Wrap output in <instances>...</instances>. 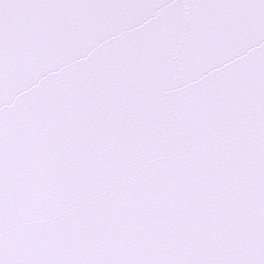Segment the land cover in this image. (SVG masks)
Segmentation results:
<instances>
[{"label":"snow or ice","instance_id":"snow-or-ice-1","mask_svg":"<svg viewBox=\"0 0 264 264\" xmlns=\"http://www.w3.org/2000/svg\"><path fill=\"white\" fill-rule=\"evenodd\" d=\"M0 264H264V0H0Z\"/></svg>","mask_w":264,"mask_h":264}]
</instances>
